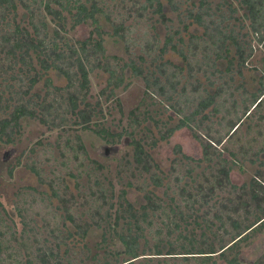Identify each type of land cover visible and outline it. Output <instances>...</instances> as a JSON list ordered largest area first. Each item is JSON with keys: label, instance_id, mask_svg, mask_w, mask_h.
Masks as SVG:
<instances>
[{"label": "trees", "instance_id": "16d2710c", "mask_svg": "<svg viewBox=\"0 0 264 264\" xmlns=\"http://www.w3.org/2000/svg\"><path fill=\"white\" fill-rule=\"evenodd\" d=\"M164 1L168 4L172 3L170 0ZM236 1L242 12V19L248 22L250 33L264 46V0ZM200 4L201 2L199 7ZM119 6L124 9L125 17L132 19V23H144L151 19L154 23H164L167 20L163 0H119ZM191 6L194 4L191 3ZM18 7L23 11L19 20L17 19ZM8 15L12 16L13 21L10 27L8 23L4 24ZM45 16L54 21L57 28L53 32L52 39L46 38L43 22ZM109 17L110 14L103 8V0H0V26L2 24L5 26L0 27V75H8V78L0 79V86L4 81V84L9 85L5 87L6 90H10L11 85L18 87L15 92H6V100L2 98L4 92H0V102L3 101V105L0 106V142L4 145L13 143L14 135L18 132L19 122L22 119H34L49 129H60L67 124V117H71L73 124L78 125L81 130H89L100 140L110 143L114 135L98 128L95 122H91L100 115V109L98 99L92 104L88 102V75L93 69L107 73L105 86L98 94L105 100L114 96L115 90L119 87L124 89L130 78L140 79L144 86L145 98H151V94L158 96L172 107L176 114L182 116L172 127L167 128L163 125L159 130L157 141H167L172 133L179 129L185 127L191 129V136L200 147V158L193 161L185 157L180 154L178 146H174V154L196 165L204 163L207 174L202 175L195 183L193 191L195 193L188 197L191 204H143L137 209L130 204H117V206L108 204V208L101 212V204L97 203L103 198V192L100 186L97 191L90 189L89 196L93 204L88 205L92 212L88 217V228L94 226L105 232H113L119 243L118 250L103 252L102 259L96 264H134L145 252H150L151 254L148 255L153 257L164 256L159 261L161 264H168V261L175 264L176 261L180 264H240V243L246 244L256 234L264 232V194H261L259 189L263 193L264 191L261 184L255 180H250L247 186L238 188L230 185L228 177L234 162L225 159L220 150L215 147L220 146L223 140L226 142L235 133L240 125V117H235V121L229 122L223 136L212 131L204 123L210 122V117H215L222 111L228 114V111L236 108L233 101L230 102V106H224L230 94L225 98L224 89L216 86L212 77L222 73L218 69L219 66L224 68L225 74L235 66L237 74L240 75V69L249 56V52L247 54L243 52V42L230 30L221 32L218 28L212 27L213 32H207L209 26L205 25L204 19L207 17L206 12H196L189 15L192 21L190 24L183 25L182 30L186 31L190 25L194 24L203 27L204 32L201 36L189 34L188 44L184 49L171 44V37H166L161 46L155 48L157 55L153 57L150 54L147 55L150 59L147 67L142 65L144 60L139 57L141 65L129 59L115 70L106 64L103 36L127 42V36L133 24L123 26L122 20L114 23ZM100 18L109 23L110 31L103 30L99 23ZM16 19L17 22H14ZM67 23H69V29L88 24L90 30L86 38L74 41L72 44L63 42L60 32L66 31L64 29ZM209 23L213 24L211 21ZM177 42L180 45L183 44L181 38H178ZM151 51L148 52L151 53ZM168 51L176 54L180 60V66L172 65L175 73L176 71L185 72L188 79L195 80L197 74H200L206 82L201 92L198 91V85L193 87L190 84L191 97L187 98V101L191 108H185L178 103L173 105L174 97L178 96L175 85L172 84L176 74L168 73L165 68L167 63L161 61ZM112 59L117 58L112 57ZM49 72L62 78L65 85L53 86L47 76ZM23 79L26 85L24 90L21 87ZM40 80L44 94L40 95L39 90H36L33 96L29 97L27 94ZM258 82L260 88L257 90V95L252 94L249 101L253 109H257L263 102L259 97L264 94V85L261 79ZM184 89L185 87L182 88L181 94H184ZM143 102L144 97L138 106L128 113L126 127L116 136L128 137L132 148L131 162H127L125 169H130L138 175L146 174L149 183L157 188L161 185V179L153 171L159 170L149 154L143 150L140 141L133 139L135 129L142 122L150 119L146 117L144 109L140 120L134 114L139 113ZM240 107L241 116L247 114L246 117H248L250 113L245 108V103H241ZM188 122L202 134L194 132L187 124ZM154 145L155 141H152L151 146ZM62 149L64 153L71 154L69 158L72 161H76L79 156L78 151L84 153L78 135L66 136ZM229 157H233V154ZM30 172L39 180L36 170L30 168ZM67 175L72 177L69 173ZM226 187L232 191H239L238 198L248 194L246 196L248 201H254L255 204H245L241 201L239 204H207L206 200L215 195V190H223ZM50 197L62 202L53 189ZM145 198L149 199L147 196ZM67 209L65 204L57 207L64 219L73 223ZM156 212L168 220L172 228L166 227L164 237L156 236L153 243L148 246L143 232L151 229L149 216L155 215ZM57 218L59 219V216L55 213L51 214L50 219L53 221L54 229L49 228L48 231L56 248L58 243L54 234L58 226ZM20 221L22 230L18 239L10 240L13 241L14 248L8 246L9 240L0 238V264H59L57 253L51 248L39 246L40 243L35 237L29 241L28 232L23 228L26 224L23 220ZM118 223H122L124 228L122 232L114 233L112 229ZM61 225L65 226L64 222H61ZM74 228H77L76 224ZM78 231L76 235L82 239L86 229ZM173 232H176V236L171 237ZM156 235L160 234L156 232ZM100 240L101 243H105V236H102ZM120 256L123 258L120 259ZM20 257L23 258L22 263L19 261ZM91 258L95 259V255ZM152 259L158 258H142V261L137 264H150ZM250 264H264V251Z\"/></svg>", "mask_w": 264, "mask_h": 264}, {"label": "rangeland", "instance_id": "374dc122", "mask_svg": "<svg viewBox=\"0 0 264 264\" xmlns=\"http://www.w3.org/2000/svg\"><path fill=\"white\" fill-rule=\"evenodd\" d=\"M170 1L172 3L168 4L163 0L167 18L164 23H154L152 19L144 23H132V19L125 17L124 9L119 6V0H103V8L110 14V21L116 23L122 20L123 26L133 24L128 33L127 42L103 36L106 64L117 70L129 59L141 65L138 58L142 57L144 60L142 65L147 67L150 61L147 55L150 54L152 57L157 55L155 48H159L166 37H171V44L184 49L188 44L189 34L201 36L204 32L203 27L194 24L190 25L186 31L182 30L183 25L190 24L192 21L189 15L196 12H206L207 17L204 19L205 25L209 26L207 32L212 33V27H215L221 32L230 30L234 36L236 34L243 42V52L246 54L249 52V56L240 69V75L237 74L235 66L231 67V71L226 74L223 72L224 68L219 66L218 69L222 73L212 77L215 85L224 89L225 98L230 94L224 106H230V102L233 101L236 108L228 111V114L222 111L215 117H210V122L206 121L204 125L223 136L229 122L240 117V125L235 133L226 142L223 140L220 146L215 147L220 150L225 159L234 162L228 177L230 185L238 188L247 186L250 180H255L261 184L264 191V94L259 97L263 102L257 109H253L249 104L251 95H257V90L260 88L258 80L261 79L264 85L263 43L257 42L256 37L250 33L248 22L242 19V12L236 0ZM199 2H201L200 7ZM191 3L194 6H191ZM22 12L18 7V20ZM11 18L12 16L8 15L4 24L8 23L9 27L13 25ZM17 19L14 22H17ZM43 22L46 38L52 39L53 32L57 29L54 21L45 16ZM99 23L103 30L110 31L109 23L101 18ZM0 27L5 26L2 24ZM64 30L66 31L60 32L62 41L72 44L74 41L85 39L90 26L84 24L69 29V23H67ZM178 38L183 40L182 45L177 42ZM149 50H152L151 53L148 52ZM112 57L117 59L114 60ZM161 61L167 63L165 68L168 73H175L172 65H181L178 56L170 51L163 55ZM223 62L222 64L225 65ZM175 74L172 84L175 85L178 96L174 97L173 105L178 103L185 108H191L187 101V98L191 97L190 84L193 87L198 85V91L201 92L206 82L200 74H197L196 80L188 79L185 72L176 71ZM47 76L53 86L65 85V81L56 74L49 72ZM107 77V73L99 69H93L89 73L88 102L92 104L98 99L100 115L91 122H95L98 128L114 135L110 143L100 140L89 130H81L78 125L73 124L71 117H67V124L60 129H49L34 119H22L19 122L18 132L14 135L13 143L4 145L0 142V238L2 240L18 239L22 230L20 220H23L26 224L23 228L28 232L29 241L35 237L40 243L39 246L51 248L57 253L59 264H96L102 259L103 252L118 250L119 243L113 232H105L94 226L88 228V217L92 213L88 205L93 204L89 196L90 189L97 191L100 186L103 192V198L97 203L101 204V212L108 208V204L116 206L130 204L135 209L143 204H191L188 197L195 193L193 192L195 183L202 175L207 174L204 169L205 164L196 165L192 161L184 160L178 154H174L173 149L174 146H178L180 154L193 161L200 158V147L192 138L191 129L186 127L179 129L172 133L167 141H157L160 128L163 125L167 128L172 127L182 116L176 114L174 109L158 96L151 94V98H145L143 83L137 78H130L124 89L119 87L115 90L114 96L105 100L98 94L104 88ZM1 78H8V75L1 74ZM41 80L29 91L27 94L29 97L33 96L36 90H39L40 95L44 94ZM24 81L25 79L21 86L23 90L26 86ZM4 83V81L1 82L0 92H4L2 98L6 100V92H15L18 87L11 85L10 90H6L5 87L9 85ZM9 83L11 84L10 81ZM183 87L185 92L181 94ZM143 97L144 102L139 113L134 114L140 120L141 114L146 110V117L150 119L145 120L135 129L133 139L140 141L143 150L149 154L159 170L153 171L161 179V185L157 188L149 183L146 174L138 175L130 169H125L127 162H131L132 148L128 137L116 136L126 127L128 113L138 106ZM241 103H245V108L250 113L248 117H246L247 114L241 116ZM2 105L3 101L0 102V106ZM187 124L194 132L202 134L199 129L193 127L192 123ZM73 135L79 136L84 151V153L77 152L79 156L76 161H72L69 158L71 154L64 153L62 149L64 138ZM152 141H155L153 147ZM231 154L233 157H229ZM30 168L36 170L39 180L30 172ZM52 189L58 193L62 202L50 197ZM215 191V195L206 200L207 204H239L240 201L245 204H255L254 201H248L246 198L248 194L238 198L240 192L232 191L229 187ZM259 192L264 194L261 189ZM60 204H65L68 208L73 223L65 220L62 212L57 210ZM53 213L59 216L56 220L57 234H54L57 238V248L48 232L49 228L54 229L53 221L50 219ZM149 220L151 229L143 232L148 246L153 243L156 236L163 238L166 227L169 226L168 220H165L158 212L150 215ZM61 222H64L65 226H62ZM74 224L77 228H74ZM169 227L172 228V226ZM78 228L86 229L82 239L76 235L79 233ZM123 228L122 223H118L112 231L120 233ZM156 232L160 235H156ZM102 236H105V243L100 242ZM174 236L176 232L171 234V237ZM43 240L45 242H42ZM141 244L140 241V247ZM8 246L14 248L13 241H10ZM239 246L240 264H250L264 251V232L256 234L248 243H240ZM143 254L134 264L141 262L142 258H158L152 259L150 264H161L159 261L164 258V256L148 255L151 254L150 252ZM94 255L95 259L91 258ZM121 258L123 257L120 256ZM19 261L22 263L23 258L20 257ZM176 262L180 264L179 261ZM168 264L175 263L168 261Z\"/></svg>", "mask_w": 264, "mask_h": 264}]
</instances>
